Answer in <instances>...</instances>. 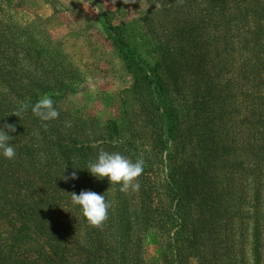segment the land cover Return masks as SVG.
<instances>
[{"label":"rangeland","instance_id":"rangeland-1","mask_svg":"<svg viewBox=\"0 0 264 264\" xmlns=\"http://www.w3.org/2000/svg\"><path fill=\"white\" fill-rule=\"evenodd\" d=\"M208 7L210 0H0L1 33L14 23L12 34L7 32L3 40L10 49L0 48V127L15 126L10 134L16 154L24 144L36 148L27 155L30 163L16 155L6 165L14 167L20 161L18 174L23 179L30 176L36 192L45 195L57 188L59 196L53 208L45 202L39 205L43 217L53 219L45 228L47 233L56 231L50 236L35 231L33 222L34 232L29 235L34 239L14 245L8 234L11 225L0 219V243L5 250L14 246L16 254L52 264L42 258L46 251L41 245H47V250L53 243L66 252L67 262L85 264L81 246L90 232L78 206L72 204L71 193L105 194L115 212L123 203L138 207L146 181L153 188L154 205L163 197L166 153L154 149L152 113L144 108L146 99L134 94L139 93L133 91L135 76L109 34L107 25L112 24L130 26V43L150 67L159 70L179 110L183 139L179 152L186 165L187 217L193 235L189 238L191 232L184 235L183 231L177 243L181 251L176 253L170 247L176 229L172 220L170 227L151 226L148 233L142 222L132 228L127 254L119 255L112 227L101 264H264V53L260 54L264 37L255 38L253 21L245 26L233 22L228 36L219 8L209 13ZM38 47L46 50L39 59ZM9 69L13 78L7 74ZM32 95L36 101L51 97L59 118L42 122L30 107L19 112ZM110 120L125 121L129 128L120 140L108 137ZM99 142L114 145L103 147L105 151L133 162L145 161L138 177L140 189L128 192V202L121 201L119 185L85 170L99 150L87 151L90 156L59 150ZM73 171L76 179L62 178ZM45 173L53 180L47 185L39 179ZM137 227L143 231L137 232ZM138 242L141 251L136 253Z\"/></svg>","mask_w":264,"mask_h":264},{"label":"trees","instance_id":"trees-1","mask_svg":"<svg viewBox=\"0 0 264 264\" xmlns=\"http://www.w3.org/2000/svg\"><path fill=\"white\" fill-rule=\"evenodd\" d=\"M210 3L211 8L208 7L207 10L209 13H211L212 11H215L217 7L219 8L223 16V22L226 25V33H228V36L231 29L235 26V23H241L243 26H245L250 21H253L255 23V38L259 40V38L264 37V0H210ZM13 25L14 23H11L10 27H7L3 33L0 31V48L3 50L10 49V46L6 45V41L3 40H6L5 38L7 32L9 33V36L12 34L14 29ZM107 27L110 36L111 34L113 35L114 44L119 49L126 68L135 76L133 91L139 93L134 94L140 95L141 98L146 99L143 103L146 104L144 108L149 109L150 111L148 112L152 113L151 121L153 125L151 127H154L156 130L153 131L152 134L156 135L157 137V143L154 149H156L158 152L166 153V179L164 182L165 189L163 197L158 201L157 205H154V200L152 198L153 188L151 184L146 181L145 183L147 188H145L146 190L143 189L140 195V202L137 203L138 207L134 206L133 209H131L130 204L123 203L118 207L117 212H115V208L113 209L111 207L107 219V224L109 227L108 229H105V231L102 229L103 223L100 227L91 226V232L89 228L90 224L81 214L80 219L83 221L84 225H86L87 232H90L89 235L87 234L84 240V245L81 246L83 247L81 252L85 254V264H91L90 262H94V259L97 260V264L103 263L102 256L104 255L105 248L104 241L110 235V228L112 227L114 229V233H112L111 236L115 238L117 242V249H119L118 253H120L119 255H123L128 252L126 248H128V245L132 240L130 237V235L133 234L132 228L134 229V227H136L138 224H142V222L145 223L147 227L145 232L148 233L151 226H155L156 230L162 227L167 228L172 220L173 226L174 228L176 227V229H174V233L171 232L170 247L172 248L171 251H176V253L181 251V246L177 243L180 239H183V231L185 230L186 232L184 235H189L191 232L189 238L191 235H193V227L191 224H188L187 217L189 191L186 180V165H184L183 158L179 152L180 145L183 141L180 128L181 123L179 110L169 97L164 80L159 75V70L150 67L149 64L143 59V56L139 52L137 46L133 43H130L131 35L133 33L130 30V26H114L112 24H108ZM20 28L25 29V27ZM261 42L258 41L259 44H262ZM36 53L38 59L41 58L46 53L45 47H38V51ZM263 53L264 49L260 51V54ZM7 63H11V61H8ZM6 71L7 74L11 75V78H13V73L10 71V69ZM36 85L38 84L36 83ZM38 86L41 87L40 85ZM8 87L13 89L12 83L11 85L9 83ZM41 91L43 92L42 89ZM32 93L35 92L33 91ZM27 101L28 104L35 103L36 96L32 95ZM7 115H12V113ZM128 130L129 128L125 127V121L121 122L117 120H110L106 126L108 137L113 139V141L114 139L120 140V135L123 132H127ZM132 132L134 135L137 134L135 131ZM9 135L11 134L9 133ZM39 146L42 150L44 149L41 144ZM106 146L111 148L114 145L107 142H99L97 145H81L80 147H76L75 150H70L66 147H60L59 150L64 154L76 151L82 153L83 156L85 154L90 156L91 154H89L87 151L100 150ZM34 150H36L35 147L30 149L28 144H24L19 148V150H17L20 154L16 155L18 157L21 156V159H28V163H30V159L27 155L32 154ZM25 154L26 156L22 157ZM6 162L11 164L8 159L0 157V187H3L1 189L2 193L0 192V219L3 217L6 218L8 223L11 225L12 229L8 234H10V237L14 242L13 244L16 245L17 243L34 239L32 238V234L29 235V233L34 232H32L30 227L31 223L33 222L35 226L34 230L40 232L41 234H48L50 236L51 233H56L55 230L51 232L48 231V233L46 232L45 228L47 223H50V221L53 219L46 220L47 217H43V213L38 210H40L39 205L44 202L46 207H54V203L57 202L59 197L56 196L58 189L55 188L52 191H47L48 194L45 195L42 194V191L40 190L39 192H36L37 188L32 187L33 185L29 182L31 177L26 176L23 179L22 176L18 174L16 168H18L21 162L17 161L14 167L7 166ZM149 169H151V167H149ZM40 176L41 177L39 179L44 185H47V183L53 181L48 173L41 174ZM89 178L91 180V176H89ZM142 178L148 179V177ZM35 192L36 194H34ZM125 194L126 193H123V198L121 201L128 202L130 200L128 198L130 193H127L126 195ZM78 210L79 213H81L79 207ZM13 212H16V215L11 216ZM181 213H183V223H181L182 225L179 223V217ZM135 230L137 232L143 231L141 227H137ZM257 238L259 239L258 236ZM38 242L41 244V241ZM47 243L48 242H46V244ZM52 245L53 247H50L47 250L44 248L47 247V245H41V248L46 251V253H44L42 256L43 259L52 261V264L53 261H55L54 264H74L67 262L68 259L66 257L65 251H60L59 247H55L53 243ZM13 247L14 246H10L8 247L9 249L5 250V247L0 243V264H39L38 259H31L29 257H25L22 254H16V252L13 250ZM255 248H257L258 252V243H256ZM64 249L67 250L68 248L64 247ZM134 249L136 253L141 251V242H138ZM52 253H54L55 260L52 259Z\"/></svg>","mask_w":264,"mask_h":264},{"label":"clouds","instance_id":"clouds-1","mask_svg":"<svg viewBox=\"0 0 264 264\" xmlns=\"http://www.w3.org/2000/svg\"><path fill=\"white\" fill-rule=\"evenodd\" d=\"M55 102L51 97L45 96L37 100L34 104H24L19 112L31 108L32 114L42 122H48L59 118V111L54 106ZM19 112L16 116L19 115ZM47 126V123L44 124ZM16 128L12 124H4L0 127V157L12 160L16 156V147L13 143V136ZM145 161L138 159L135 162L126 156L100 149L96 158L87 163L86 169L93 177L97 179H108L110 185H119V191L128 193L136 192L140 189L138 177L144 170ZM65 171V170H64ZM76 179V172L73 171L70 177ZM72 204L78 206L82 216L93 227H100L109 216L111 203L105 194H98L92 191H81L79 195L71 193Z\"/></svg>","mask_w":264,"mask_h":264}]
</instances>
